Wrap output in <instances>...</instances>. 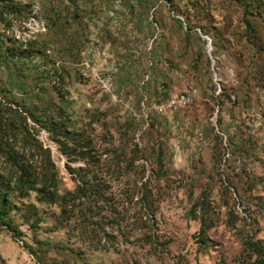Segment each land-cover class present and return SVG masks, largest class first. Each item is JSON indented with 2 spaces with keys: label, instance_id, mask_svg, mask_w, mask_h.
Wrapping results in <instances>:
<instances>
[{
  "label": "rangeland",
  "instance_id": "374dc122",
  "mask_svg": "<svg viewBox=\"0 0 264 264\" xmlns=\"http://www.w3.org/2000/svg\"><path fill=\"white\" fill-rule=\"evenodd\" d=\"M241 1L0 0V108L63 105L125 208L68 222L14 197L0 264H238L243 235L264 240V0ZM191 86L193 106L155 111ZM29 124L26 159L73 191L83 162Z\"/></svg>",
  "mask_w": 264,
  "mask_h": 264
},
{
  "label": "trees",
  "instance_id": "16d2710c",
  "mask_svg": "<svg viewBox=\"0 0 264 264\" xmlns=\"http://www.w3.org/2000/svg\"><path fill=\"white\" fill-rule=\"evenodd\" d=\"M236 1L242 3L241 0ZM246 25L250 32L251 24ZM33 107L13 108L12 105H4L0 108V226L12 231L10 214L16 207L12 200L17 196L24 198L31 191L37 193L38 201L58 205L68 222L78 220L79 217H75L77 215L92 219L100 214L103 217H114L115 212L124 210L123 202L120 205L114 199L108 201L106 198L109 193L101 185L108 187L113 183L109 177L112 169L109 167V171H104L99 168L98 160L92 156L94 145L86 137L89 136L86 130L70 118L66 120L63 105L44 113L37 112L36 107ZM29 120L46 129L52 139L61 145L66 155H74L76 160L83 162V166L79 168L67 165L77 182L73 191L61 193L58 189L59 179L54 170L49 174H38L35 166L26 159V154L31 153L32 148L39 149L38 138L30 127ZM118 159L120 160L119 157ZM124 162L126 160H120V163ZM110 164L113 166L112 162ZM103 180L105 181L102 182ZM209 201V196L204 192L192 209L194 215L200 213L202 227L199 242L203 245L207 242ZM13 234L21 235L18 231ZM238 264H264V240L257 238L254 233L243 235Z\"/></svg>",
  "mask_w": 264,
  "mask_h": 264
},
{
  "label": "built area",
  "instance_id": "2783aa9c",
  "mask_svg": "<svg viewBox=\"0 0 264 264\" xmlns=\"http://www.w3.org/2000/svg\"><path fill=\"white\" fill-rule=\"evenodd\" d=\"M198 95V89L191 86L183 92L170 94L165 102L154 105V108L159 114H165L168 111L189 108L196 103Z\"/></svg>",
  "mask_w": 264,
  "mask_h": 264
},
{
  "label": "water",
  "instance_id": "95a60500",
  "mask_svg": "<svg viewBox=\"0 0 264 264\" xmlns=\"http://www.w3.org/2000/svg\"><path fill=\"white\" fill-rule=\"evenodd\" d=\"M207 46L209 48V51L211 50V40L208 38L207 39Z\"/></svg>",
  "mask_w": 264,
  "mask_h": 264
}]
</instances>
